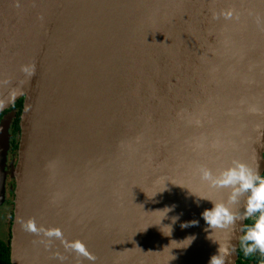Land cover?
<instances>
[{"label":"water","instance_id":"obj_1","mask_svg":"<svg viewBox=\"0 0 264 264\" xmlns=\"http://www.w3.org/2000/svg\"><path fill=\"white\" fill-rule=\"evenodd\" d=\"M21 97L12 166L15 112L0 123L12 264H208L211 203L195 194L230 189L202 169L242 160L264 173V0H0V113ZM172 205L167 236L152 224Z\"/></svg>","mask_w":264,"mask_h":264},{"label":"clouds","instance_id":"obj_2","mask_svg":"<svg viewBox=\"0 0 264 264\" xmlns=\"http://www.w3.org/2000/svg\"><path fill=\"white\" fill-rule=\"evenodd\" d=\"M8 102L10 101H0V108L4 107ZM202 179L208 181L213 187H226L230 189L227 200L216 201L208 196L197 195L186 187L190 193L198 197L196 201L198 206L200 200H207L211 203L210 208H205L201 212V216L206 224L204 229L206 238L213 244L218 245L216 252L211 255L208 264H232V256L237 253V246L245 258L251 257L256 253L264 257V175L260 173L259 162L250 164L246 161L234 160L228 167L215 175L207 169H202ZM166 187L156 191L151 197L146 195L149 198L155 197L158 193L165 191ZM242 199L243 211H239L235 206L240 204ZM174 208L175 205H172L155 210L161 212L162 216L160 223L152 225L160 226L163 233L162 226H168L170 234L164 233L167 236H171L172 226L179 219V216H172L171 224L165 225L162 224V221ZM245 220L250 222L244 224L243 221ZM198 223V220H191L182 222L180 226L187 228ZM237 226L240 234L235 239L238 241V245L231 243L232 236L227 237L224 243H221L216 238L217 230L227 231L229 229H236ZM195 239L196 235L190 234L180 241L172 240L171 243L175 242L177 246L172 247L171 251L176 248L186 249ZM173 259H175L174 255ZM261 264H264V260L261 261Z\"/></svg>","mask_w":264,"mask_h":264},{"label":"flooded vegetation","instance_id":"obj_3","mask_svg":"<svg viewBox=\"0 0 264 264\" xmlns=\"http://www.w3.org/2000/svg\"><path fill=\"white\" fill-rule=\"evenodd\" d=\"M12 129L13 126L10 128L11 146L8 155L9 166L16 164L18 161V147H15V144L18 143L20 138V132L17 131V135H13ZM14 140L15 144L13 143ZM15 188L16 180L8 172L5 182V196L0 199V264H12L11 241L13 236ZM7 248H10V259Z\"/></svg>","mask_w":264,"mask_h":264},{"label":"trees","instance_id":"obj_4","mask_svg":"<svg viewBox=\"0 0 264 264\" xmlns=\"http://www.w3.org/2000/svg\"><path fill=\"white\" fill-rule=\"evenodd\" d=\"M24 107V98L21 97L18 99L9 109L4 110L3 112L0 113V123L3 120V118L10 112H15V116L13 118L11 126H13V135H17V131L21 133V128H20V119H21V113ZM15 139V137H14ZM20 139V138H19ZM15 144V140L13 141ZM15 147H19V141L18 143L15 144ZM264 175V173H263ZM250 221L247 220L246 224L249 223ZM8 249V257L10 259V248ZM264 260V257H261L259 253L254 254L251 257L245 258L243 256L242 251L239 249V259L237 261V264H261V261Z\"/></svg>","mask_w":264,"mask_h":264}]
</instances>
